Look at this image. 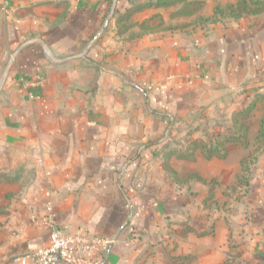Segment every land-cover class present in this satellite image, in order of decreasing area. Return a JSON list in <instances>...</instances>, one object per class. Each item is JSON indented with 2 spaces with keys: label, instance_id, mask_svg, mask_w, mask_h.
Here are the masks:
<instances>
[{
  "label": "crops",
  "instance_id": "1",
  "mask_svg": "<svg viewBox=\"0 0 264 264\" xmlns=\"http://www.w3.org/2000/svg\"><path fill=\"white\" fill-rule=\"evenodd\" d=\"M263 102L264 0H0V264L48 205L115 240L87 264H264ZM199 112L243 140L178 158Z\"/></svg>",
  "mask_w": 264,
  "mask_h": 264
},
{
  "label": "built area",
  "instance_id": "2",
  "mask_svg": "<svg viewBox=\"0 0 264 264\" xmlns=\"http://www.w3.org/2000/svg\"><path fill=\"white\" fill-rule=\"evenodd\" d=\"M45 224L49 228L46 246L13 257L12 264H87L81 252L105 253L114 239L88 233H72L57 225L56 214L47 206Z\"/></svg>",
  "mask_w": 264,
  "mask_h": 264
},
{
  "label": "rangeland",
  "instance_id": "3",
  "mask_svg": "<svg viewBox=\"0 0 264 264\" xmlns=\"http://www.w3.org/2000/svg\"><path fill=\"white\" fill-rule=\"evenodd\" d=\"M262 105L264 109V102L262 103ZM247 107L248 109H250L247 113L249 114L248 116H245L244 113L240 114L241 112L239 111H234V125L239 123L246 125L250 121V112L255 109L256 103L253 104L251 102L247 105ZM211 119L213 120L214 117ZM209 121L210 120L208 114H204L203 112L195 113L191 116H188L186 119H184V121H176V123H178V127H175L169 135L174 149L173 154L178 158L180 156H183V158L191 159L193 155L194 144H202L204 142L203 137L208 136L209 134ZM187 142L191 143L190 147L187 146L189 149L185 147V151L181 153V151H179L177 148L179 147V145L184 146ZM196 149H199L201 151L200 147H196L195 150ZM167 167H170V164H167Z\"/></svg>",
  "mask_w": 264,
  "mask_h": 264
},
{
  "label": "trees",
  "instance_id": "4",
  "mask_svg": "<svg viewBox=\"0 0 264 264\" xmlns=\"http://www.w3.org/2000/svg\"><path fill=\"white\" fill-rule=\"evenodd\" d=\"M248 110H250V109H248ZM247 129L248 128H246V130ZM246 130H245V132L242 135L241 134L238 135V133L237 134H233V135H220L217 138L216 145H208V144L202 143V144H200L199 147H200L202 153L207 158H211L212 156L223 157L225 155V153L223 152L224 143L227 142V141L243 140V137L245 136V134L247 132ZM260 136L264 137V117H263L262 123H261Z\"/></svg>",
  "mask_w": 264,
  "mask_h": 264
}]
</instances>
